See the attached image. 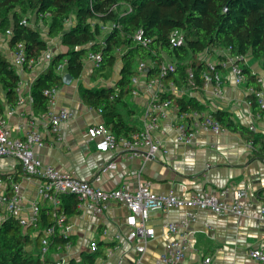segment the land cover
I'll return each mask as SVG.
<instances>
[{"label":"crops","instance_id":"0c3cea01","mask_svg":"<svg viewBox=\"0 0 264 264\" xmlns=\"http://www.w3.org/2000/svg\"><path fill=\"white\" fill-rule=\"evenodd\" d=\"M45 39L49 42L51 53L63 50L58 40ZM56 43L58 48H55ZM0 47L4 50L2 52L0 48V52L12 62V50L4 35H0ZM205 53L199 55L198 59L213 64L229 55L227 50H221L202 57ZM216 55L223 59L218 60ZM163 62L172 63L169 60ZM245 62L263 79L264 91V72L257 62L248 59ZM119 65L120 61L114 67L112 77L115 70H119ZM219 67L217 70L223 79L222 95L219 98L212 94L211 86L206 83L201 93H196L184 87L179 88L172 82L164 86L159 80L157 83V79L147 80L145 75H140L136 86L131 85V94L126 99L129 112L121 108L129 131L120 136L111 132L117 138H129L134 131L142 128V111L150 101L159 93H172L179 96L193 95L207 107L204 111L225 110L231 113L234 121L244 126L252 124L255 126L254 131L264 134V114L258 120L253 117L251 108L245 103L247 93L244 85H235L229 70ZM46 68L47 61L41 57L30 71L16 69L20 81L18 99L14 106L5 102L0 89L4 105L0 116L6 119L12 137L23 138L29 131L38 132L41 144L34 145L32 149L44 165L69 173L104 190L125 187L130 192H135L141 184L148 183L149 189L155 194L173 193L184 197L191 192L208 191L218 195L220 191L226 190L222 197L224 200H232L236 191L244 190L250 205L243 215L232 212L215 214L208 209L186 208L153 212L149 226L154 228V237L147 243L145 252L140 254L136 251L135 242L126 238L130 229L126 217L130 211L124 205L111 203L106 210L98 213L79 207L77 202L74 208L77 212L66 214L71 241L67 246L62 245L59 251L56 245L50 248L45 259L49 257L54 264L58 260L62 264H68L70 260L80 261L84 253L96 252L93 264H159L157 259L165 251L167 243L183 239L187 243V254L179 264H197L205 258L210 259L209 264H260L248 256L247 250L251 247H264V224L255 216L259 206L264 204V162L248 161L251 148L238 133L225 129L215 132L199 127L192 132L193 136L189 141H179L176 130L178 109L172 102L153 135L158 151L152 158L145 156L144 146L132 157L121 152L119 147L106 152L98 151L96 141L87 136V129L100 123L105 125V121L101 111L89 108L81 101L77 86L79 83L92 86L91 83L103 82L101 85L113 87L119 71L112 83V77L107 82L102 79L93 80V67L86 61L81 76L78 79L72 78L69 83L62 81L46 110L36 113L30 101V87L35 77ZM65 73L67 72L64 71L62 76ZM61 109L69 112V118L60 124L59 135H55L50 132L45 117L48 113ZM110 162L115 163V168L104 170ZM0 173L18 174L17 180H10L19 186L20 217H30L31 202L39 204L41 213L38 229L33 231V235L38 236L47 226L42 220L44 209L47 214L50 213L53 221L49 203L38 194L40 181L24 178L18 161L9 157L0 159ZM67 196L62 201L64 213L68 203L65 200ZM189 215L195 216V222L180 228L176 233L167 230L169 223L181 222Z\"/></svg>","mask_w":264,"mask_h":264},{"label":"trees","instance_id":"16d2710c","mask_svg":"<svg viewBox=\"0 0 264 264\" xmlns=\"http://www.w3.org/2000/svg\"><path fill=\"white\" fill-rule=\"evenodd\" d=\"M40 23L47 26L46 38L58 40L63 50L52 54L47 68L35 77L30 87L34 111L44 112L48 104L44 90L62 83V72L56 71L61 62L65 65L63 72L78 79L88 54L98 53L100 63L92 68L91 78L109 81L120 61L117 82L113 87L79 83L77 91L87 107L101 110L105 125L117 136L129 131L121 108L129 112L126 99L132 91V78L138 75L136 66L141 62L149 66L144 73L147 80L158 79L164 86L172 82L196 93H201L204 86L202 74L207 63L198 56L205 52L227 50L233 57L249 56L264 72V0H0V35L7 37L10 50L17 44L23 45L25 72L32 69L28 60L38 61L50 48L48 40L41 36ZM106 24L110 28L103 32ZM138 31L143 39L149 40L146 46L136 42ZM174 31L183 34L181 46L173 47L169 42ZM164 60L171 61L174 69L161 76L159 67ZM236 63L245 77V89L261 90L258 73L242 59ZM215 66L220 68L218 63ZM19 81L16 67L0 52V89L11 106L18 99ZM158 98L171 100L179 113L207 108L193 95L159 93ZM245 99L251 102L252 114L263 116L264 109L259 107L254 95L247 94ZM3 110L0 97V114ZM210 112L221 128L238 133L249 144L248 161L264 162L263 133L234 121L225 110ZM17 175L0 173L3 179L14 181ZM65 200L68 201L65 214L77 212L74 209L77 199L68 195ZM42 216L43 224L52 223L45 209ZM33 231L31 226L23 229L16 218L6 217L0 226V264H54L49 257L41 260L40 235L32 237ZM70 241V236L55 237L50 248ZM34 244L36 255L29 249ZM96 255V252L84 253L80 261L70 260L68 264H93Z\"/></svg>","mask_w":264,"mask_h":264},{"label":"built area","instance_id":"2783aa9c","mask_svg":"<svg viewBox=\"0 0 264 264\" xmlns=\"http://www.w3.org/2000/svg\"><path fill=\"white\" fill-rule=\"evenodd\" d=\"M9 32L7 31V34ZM137 43L146 46L149 40L143 39L141 31L135 34ZM171 46H181L184 43L183 34L180 31H174L169 37ZM22 44H17L12 50V64L16 69H22L25 63V55ZM51 51L47 50L41 57L50 61L52 57ZM40 57V58H41ZM39 58V59H40ZM38 59V61H39ZM100 55L98 53H89L87 61L94 68H97L100 63ZM246 60L245 57L224 56V59L219 62L221 67L227 68L232 76L235 85H244L245 77L241 73L240 66L236 60ZM38 61L33 59L28 60V66L34 67ZM64 62H61L56 71L58 73L64 70ZM160 75H166L169 71H173V63H162L159 67ZM149 66L146 63H139L136 67L137 76L132 78V85L135 87L140 75H145ZM19 73V72H18ZM189 77L192 74L189 73ZM204 83L211 86L212 94L219 98L222 95L223 79L219 74L215 64L207 63V69L202 74ZM158 83V79L156 80ZM257 83L262 87L261 90H255L253 87L246 88L247 94H252L261 109H264V91L263 79L258 76ZM56 88L44 90V94L48 98V103L53 101ZM135 92V91H134ZM30 101H32L30 97ZM248 107H251L250 100H245ZM172 101L169 99H159L154 97L150 103L142 111L144 124L141 129L134 131L129 138H117L111 130L104 124L92 125L87 129L89 139L96 141V149L106 152L116 150L118 147L121 152H124L128 157L138 154L140 147L146 148V157L152 158L158 151V144L155 141L154 133L159 128V121L165 117L167 110L172 106ZM101 110L98 109V112ZM11 114V111L8 113ZM257 120L260 118L256 114H252ZM177 139L179 141H189L193 136V131L196 128L213 130L215 132L223 130L217 120L214 119L210 111L191 110L179 113L177 111ZM69 118V112L65 109L56 110L48 113L45 117L47 125L52 134L59 135L60 124ZM249 129L255 130V126L249 125ZM41 144L40 134L36 131H29L25 137H12L4 117L0 116V159L13 158L18 161L20 171L26 179H38L39 196L46 200L50 205V211L53 216L51 224L45 226L40 235V257L45 260L49 253L51 242L55 237H68L70 226L67 223V216L62 208L64 196L73 195L81 208L91 209L98 213H102L108 208L111 203L124 205L130 214L126 217L129 232L127 240L135 242L136 251L140 254L145 252L147 243L154 237V228L149 226V219L153 212L164 211L172 208L186 209H208L215 214H224L228 212L237 215H243L246 207L250 205L246 191L238 190L232 200H224L222 197L226 194V190L220 191L218 195L208 191L191 192L187 197L169 194H155L149 189L148 183L141 184L135 192H130L125 187L113 188L104 190L94 187L87 181H82L69 173H63L49 165H44L33 153V146ZM115 163L110 162L105 169H114ZM97 180L99 178H96ZM19 186L16 182L0 177V226L3 220L10 216L18 220L22 228L31 226L33 229H38L39 217L41 213L40 206L33 201L29 205L30 217H20L21 207ZM264 224V204L258 208L255 215ZM194 215H189L183 221L178 223H169L166 228L170 233H176L180 228H185L188 224L195 222ZM67 246V244H66ZM62 245H56L57 251ZM187 254V243L182 239L180 241L171 240L167 243L165 251L159 255L157 261L159 264H179L184 261ZM247 254L252 259L260 264H264V247H251L247 250ZM210 259L205 258L197 264H209ZM55 264H62V261H56Z\"/></svg>","mask_w":264,"mask_h":264},{"label":"rangeland","instance_id":"374dc122","mask_svg":"<svg viewBox=\"0 0 264 264\" xmlns=\"http://www.w3.org/2000/svg\"><path fill=\"white\" fill-rule=\"evenodd\" d=\"M110 28V24H106L105 26H104V28H103V32H105L106 30H108ZM39 30H40V33H41V36L42 37H46V35H47V26H45V24H42V23H40L39 24ZM103 34V33H102ZM102 37V35L99 37V38H101ZM2 46H5V45H2ZM1 48V47H0ZM55 48H58V44L56 43V45H55ZM1 51L2 52H4V50H3V48H1ZM202 57H208V52H206ZM212 59H213V57H211ZM246 59H248V61H252L251 60V57H247ZM257 65L259 66V64L257 63ZM118 75V71H117V69L115 70V73H114V77H112V79H111V83H112V81H114L115 80V78H116V76ZM103 82H96V83H91V85L92 86H99V85H101ZM105 83V82H104ZM34 233V232H33ZM32 237H34V235L32 236ZM29 249H31V251L32 252H34L35 253V255L37 254V247H36V245L34 244L33 246H31V247H29Z\"/></svg>","mask_w":264,"mask_h":264},{"label":"water","instance_id":"95a60500","mask_svg":"<svg viewBox=\"0 0 264 264\" xmlns=\"http://www.w3.org/2000/svg\"><path fill=\"white\" fill-rule=\"evenodd\" d=\"M147 71V70H146ZM72 77L69 73H65L63 76H62V81L64 83H69L71 81Z\"/></svg>","mask_w":264,"mask_h":264},{"label":"bare ground","instance_id":"6f19581e","mask_svg":"<svg viewBox=\"0 0 264 264\" xmlns=\"http://www.w3.org/2000/svg\"><path fill=\"white\" fill-rule=\"evenodd\" d=\"M86 61H87V59H86ZM246 63V62H245ZM48 64H49V62L47 63V66H48ZM219 64V63H218ZM92 65V64H91ZM93 67V66H92ZM94 68V67H93ZM249 127V126H248ZM223 129V128H222ZM254 131V130H253Z\"/></svg>","mask_w":264,"mask_h":264}]
</instances>
